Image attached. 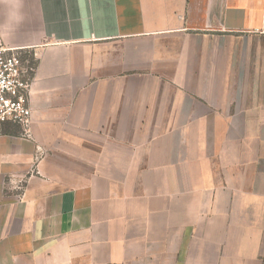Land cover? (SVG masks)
Returning <instances> with one entry per match:
<instances>
[{"label": "crops", "instance_id": "crops-1", "mask_svg": "<svg viewBox=\"0 0 264 264\" xmlns=\"http://www.w3.org/2000/svg\"><path fill=\"white\" fill-rule=\"evenodd\" d=\"M0 38V264H264V0H0Z\"/></svg>", "mask_w": 264, "mask_h": 264}, {"label": "built area", "instance_id": "built-area-1", "mask_svg": "<svg viewBox=\"0 0 264 264\" xmlns=\"http://www.w3.org/2000/svg\"><path fill=\"white\" fill-rule=\"evenodd\" d=\"M31 70L22 48L7 47L0 38V129L7 122L23 128L30 137L32 109L29 104Z\"/></svg>", "mask_w": 264, "mask_h": 264}]
</instances>
